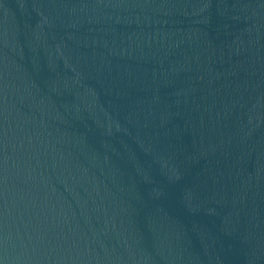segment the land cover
<instances>
[{"label":"water","instance_id":"obj_1","mask_svg":"<svg viewBox=\"0 0 264 264\" xmlns=\"http://www.w3.org/2000/svg\"><path fill=\"white\" fill-rule=\"evenodd\" d=\"M0 264H264V0H0Z\"/></svg>","mask_w":264,"mask_h":264}]
</instances>
